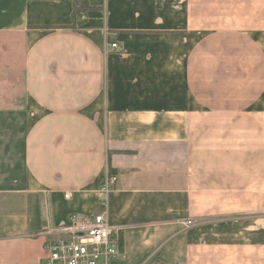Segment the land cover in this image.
I'll return each mask as SVG.
<instances>
[{
	"label": "crops",
	"instance_id": "0c3cea01",
	"mask_svg": "<svg viewBox=\"0 0 264 264\" xmlns=\"http://www.w3.org/2000/svg\"><path fill=\"white\" fill-rule=\"evenodd\" d=\"M80 1L0 0V264L102 212L112 264H264V0Z\"/></svg>",
	"mask_w": 264,
	"mask_h": 264
},
{
	"label": "built area",
	"instance_id": "2783aa9c",
	"mask_svg": "<svg viewBox=\"0 0 264 264\" xmlns=\"http://www.w3.org/2000/svg\"><path fill=\"white\" fill-rule=\"evenodd\" d=\"M117 49L116 43L109 50ZM115 182L107 175L97 190L100 207L105 210L106 198ZM192 220L183 223L193 226ZM120 229L109 225L105 212L77 218L70 217L61 226L47 230L46 256L39 264H112L121 254Z\"/></svg>",
	"mask_w": 264,
	"mask_h": 264
},
{
	"label": "trees",
	"instance_id": "16d2710c",
	"mask_svg": "<svg viewBox=\"0 0 264 264\" xmlns=\"http://www.w3.org/2000/svg\"><path fill=\"white\" fill-rule=\"evenodd\" d=\"M89 9L90 8L87 6L86 0H81L79 3L75 4L72 13V18H73V24L71 26L72 28H75L83 23L82 21H80V18ZM45 28H49V27H45ZM109 174H112L111 170H109Z\"/></svg>",
	"mask_w": 264,
	"mask_h": 264
}]
</instances>
